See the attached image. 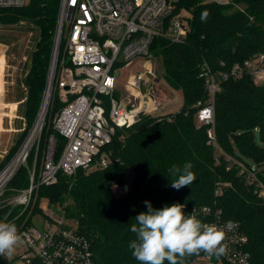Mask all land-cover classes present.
Returning a JSON list of instances; mask_svg holds the SVG:
<instances>
[{
    "label": "trees",
    "instance_id": "1",
    "mask_svg": "<svg viewBox=\"0 0 264 264\" xmlns=\"http://www.w3.org/2000/svg\"><path fill=\"white\" fill-rule=\"evenodd\" d=\"M233 1L220 4L214 0H180L179 8L186 9L189 17L190 30L185 40L154 39L151 52L161 60L166 82L182 92L179 110L164 115L144 114L132 126L117 127L103 148L111 157L106 167L94 165L89 170L79 169L74 175L60 173L57 183L41 186L40 200L61 204L66 214L78 222L79 231L91 241L96 264H141L129 247L136 239L130 228L135 217L147 211L146 200L154 209L183 204L185 214L204 206L221 211L224 219L241 223L249 238L252 264H264V195L242 167L256 165L264 183V84H256L246 72L219 79L220 90L215 99L219 148L209 143V125L201 124L197 116L209 97L202 76L206 63L219 76L235 63L264 53V0ZM59 8L60 0H30L24 6L0 7L1 26L17 25L33 33L29 69L16 80L21 90L9 98L24 99L19 111L30 124L42 103ZM205 12L207 18L202 20ZM20 38L21 34L11 31L0 33L4 43ZM61 106L55 99L42 135L43 142L50 134H56L58 156L66 139L52 124ZM28 129L29 126L19 134L9 156ZM257 132L261 133V142ZM188 162L193 165L196 180L179 190L172 188L171 182L178 176L169 169ZM129 169L134 171L131 190L116 196L113 185L125 183ZM11 184L26 187L27 170L23 168ZM219 184L221 191H217ZM203 253L185 256L181 264H202L199 261ZM0 264H6L1 256ZM164 264L169 262L165 260Z\"/></svg>",
    "mask_w": 264,
    "mask_h": 264
},
{
    "label": "built area",
    "instance_id": "2",
    "mask_svg": "<svg viewBox=\"0 0 264 264\" xmlns=\"http://www.w3.org/2000/svg\"><path fill=\"white\" fill-rule=\"evenodd\" d=\"M29 1L0 0V7L24 6ZM179 3L180 0H60L43 104L16 151L11 156L10 149L0 155V221L15 223L24 240L10 258L0 255L6 264H96L91 241L79 231L75 218L68 216L61 204L40 200L39 190L57 183L60 173L74 175L79 169L89 170L94 165L106 167L111 157L103 148L112 140L117 127L132 126L144 114H165L155 113L164 96L155 92L161 80L153 70L155 57L151 47L157 37L172 42H182L187 37L189 17ZM139 56L146 60L145 69L124 82L128 91L125 95L117 87L119 69ZM245 72L256 84H264V53L235 63L230 71L219 76L209 64L203 66L209 97L197 116L201 124L209 125V143L215 147L219 146L215 132L219 79ZM143 85L146 91L142 90ZM55 99L62 106L52 126L66 139L59 156L56 134L42 142ZM232 164L230 161L229 165ZM242 167L264 195L257 166ZM23 168L27 170L28 185L12 186ZM217 191H221L220 184ZM192 213L226 233V253L220 257L203 253L200 263L252 264L249 238L239 221L226 220L221 211L208 206ZM229 221L233 224L231 230L225 227Z\"/></svg>",
    "mask_w": 264,
    "mask_h": 264
},
{
    "label": "clouds",
    "instance_id": "3",
    "mask_svg": "<svg viewBox=\"0 0 264 264\" xmlns=\"http://www.w3.org/2000/svg\"><path fill=\"white\" fill-rule=\"evenodd\" d=\"M202 14L201 19L207 18ZM188 162L169 169L172 175L178 176L171 182V187L179 190L191 185L196 180ZM146 212H140L131 224V232L136 239L129 244L132 255L141 264H181L185 256L199 255L201 251L209 257H220L226 253L224 243L226 233L223 228L202 222L194 213L185 214L184 205L174 203L161 209H154L150 201H144ZM231 230V221L225 225ZM22 235L12 222L0 221V255L10 258L16 247L23 243ZM179 258V259H178Z\"/></svg>",
    "mask_w": 264,
    "mask_h": 264
},
{
    "label": "rangeland",
    "instance_id": "4",
    "mask_svg": "<svg viewBox=\"0 0 264 264\" xmlns=\"http://www.w3.org/2000/svg\"><path fill=\"white\" fill-rule=\"evenodd\" d=\"M11 31L14 34H21V38L19 41L12 42V43H4L0 41V51L4 52L3 57L1 58L0 65L2 68L5 67V79L7 81V98H13L15 94H17L21 87L17 85L16 80L18 77L22 76L25 72V70L29 69V60H30V53L34 48V39H33V33L29 32L26 29H22L21 27L15 25V26H1L0 25V33H5ZM146 62L145 58L142 56L135 57L132 59L128 64L121 67L120 70V76H119V83L117 85L118 90L127 95L128 91L124 86V82L128 80V78L132 75H137L138 73L144 71V63ZM153 70L155 73V76L158 77L161 82L158 85V89H156L157 94H163L170 96L171 100L166 103L162 104L160 108L155 110L156 114L159 113H170L179 110L182 107V102L178 99L181 98L182 92L179 89H174L170 87V85L166 82L164 76H163V67L160 59L153 60ZM143 91H146L145 85L142 87ZM176 92V93H175ZM45 94V91H44ZM179 96L176 98V96ZM26 97V96H25ZM167 98V96H164V99ZM0 100H3V98L0 96ZM24 99L20 100L19 102H23ZM44 101V95L42 99L41 106ZM166 105V106H165ZM40 106V109H41ZM39 109V111H40ZM11 113H17L20 115V118H14L12 125L14 127H18V131L16 133H1L0 134V155L3 154V152L6 151V149H9L12 147L13 143L17 140L20 133L23 132L24 129L31 127V125L34 123H29L27 118L22 115V112H15L13 108L10 110ZM39 113V112H38ZM38 115V114H37ZM37 117V116H36ZM50 117V110L47 115V123L49 121ZM55 117V116H54ZM36 119V118H35ZM35 121V120H34ZM29 130V129H28ZM256 137L259 142L262 141L261 133L257 132ZM219 148V146L217 147ZM134 177V171L132 169H129L126 175V181L123 184L115 183L113 185V193L116 196L123 195L131 190V181ZM63 207V206H62ZM19 250L16 249L15 252H18Z\"/></svg>",
    "mask_w": 264,
    "mask_h": 264
},
{
    "label": "crops",
    "instance_id": "5",
    "mask_svg": "<svg viewBox=\"0 0 264 264\" xmlns=\"http://www.w3.org/2000/svg\"><path fill=\"white\" fill-rule=\"evenodd\" d=\"M3 55H4V52L2 51V53L0 55V63H3V62H1V58L3 57ZM5 75H6V73H5V67H4V68H2L1 73H0V96L3 98V100H0V134L1 133H16L19 128L14 127L12 125V123H13L12 116L14 118H20L19 114H17V113L14 114V113L10 112L11 108H13L15 110V112H19L20 102L19 101H11L9 98H7V81L5 79ZM163 96H167V98H165L163 101V105H164V104L168 103L171 100V98L168 95V93H167V95H163ZM175 96H176V98L179 97L177 95H175ZM178 99L183 104L182 97L178 98ZM9 149H6V151Z\"/></svg>",
    "mask_w": 264,
    "mask_h": 264
},
{
    "label": "bare ground",
    "instance_id": "6",
    "mask_svg": "<svg viewBox=\"0 0 264 264\" xmlns=\"http://www.w3.org/2000/svg\"><path fill=\"white\" fill-rule=\"evenodd\" d=\"M1 53H2V51H0V55H1ZM1 70H2V66L0 65V73H1ZM46 101L47 100H45V102H44V106L46 105Z\"/></svg>",
    "mask_w": 264,
    "mask_h": 264
}]
</instances>
